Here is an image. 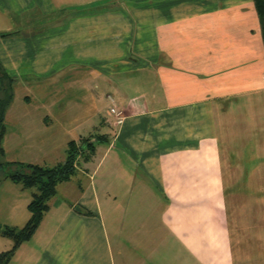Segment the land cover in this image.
<instances>
[{
  "label": "crops",
  "instance_id": "crops-1",
  "mask_svg": "<svg viewBox=\"0 0 264 264\" xmlns=\"http://www.w3.org/2000/svg\"><path fill=\"white\" fill-rule=\"evenodd\" d=\"M0 65L1 163L95 144L8 264H264L254 0H0ZM32 197L2 178L0 225L23 228Z\"/></svg>",
  "mask_w": 264,
  "mask_h": 264
},
{
  "label": "trees",
  "instance_id": "trees-1",
  "mask_svg": "<svg viewBox=\"0 0 264 264\" xmlns=\"http://www.w3.org/2000/svg\"><path fill=\"white\" fill-rule=\"evenodd\" d=\"M254 2L260 19L264 42V0H254ZM14 86L15 80L0 65V91L2 93L0 96V124L5 110L13 101ZM4 133V128L0 126V150H2L1 142ZM94 146L95 144L91 140L82 141L79 146L74 142L71 143L66 161L54 168L16 162L7 164L0 162V181L2 178L11 179L33 192L32 201L29 205L31 218L28 223L23 228L0 225V236L14 241L13 249L0 255V264H8L16 250L33 237L50 209V202L56 196L58 186L69 182L75 174V164L80 150H92Z\"/></svg>",
  "mask_w": 264,
  "mask_h": 264
},
{
  "label": "rangeland",
  "instance_id": "rangeland-1",
  "mask_svg": "<svg viewBox=\"0 0 264 264\" xmlns=\"http://www.w3.org/2000/svg\"><path fill=\"white\" fill-rule=\"evenodd\" d=\"M256 7V6H255ZM1 96V95H0ZM115 98H117V96H115ZM118 122V121H117ZM64 155H66V152L64 153Z\"/></svg>",
  "mask_w": 264,
  "mask_h": 264
}]
</instances>
